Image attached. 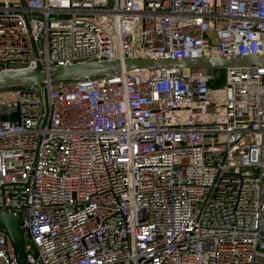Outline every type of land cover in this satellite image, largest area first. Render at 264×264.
I'll use <instances>...</instances> for the list:
<instances>
[{
    "label": "built area",
    "instance_id": "2783aa9c",
    "mask_svg": "<svg viewBox=\"0 0 264 264\" xmlns=\"http://www.w3.org/2000/svg\"><path fill=\"white\" fill-rule=\"evenodd\" d=\"M206 56L264 57V0H0V71ZM0 96V211L29 264H264V67ZM0 264H17L3 230Z\"/></svg>",
    "mask_w": 264,
    "mask_h": 264
},
{
    "label": "water",
    "instance_id": "95a60500",
    "mask_svg": "<svg viewBox=\"0 0 264 264\" xmlns=\"http://www.w3.org/2000/svg\"><path fill=\"white\" fill-rule=\"evenodd\" d=\"M22 0H20L21 2ZM37 57V54H36ZM264 67V57H218L206 56L198 58L171 59L157 57H135L128 59H113L103 61H89L73 63L62 66L45 67L37 59L32 68L0 71V88L22 87L44 83L72 80L86 77H96L115 74L121 71L146 70V69H191L212 68L225 69L231 67ZM0 230L9 237L17 260V264H29L25 257V241L22 217L17 211H0Z\"/></svg>",
    "mask_w": 264,
    "mask_h": 264
},
{
    "label": "rangeland",
    "instance_id": "374dc122",
    "mask_svg": "<svg viewBox=\"0 0 264 264\" xmlns=\"http://www.w3.org/2000/svg\"><path fill=\"white\" fill-rule=\"evenodd\" d=\"M222 76H224L223 70H222ZM223 83H224V78L221 79V81L217 84V86H222ZM4 99H5V97L0 96V100H4ZM8 99H13V97H9Z\"/></svg>",
    "mask_w": 264,
    "mask_h": 264
}]
</instances>
